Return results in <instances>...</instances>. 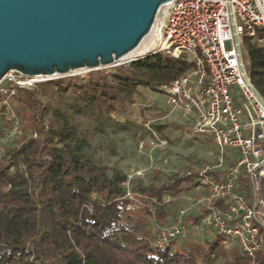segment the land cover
Listing matches in <instances>:
<instances>
[{"label": "trees", "instance_id": "obj_1", "mask_svg": "<svg viewBox=\"0 0 264 264\" xmlns=\"http://www.w3.org/2000/svg\"><path fill=\"white\" fill-rule=\"evenodd\" d=\"M244 51L249 75L264 95V45L247 35ZM193 66L167 52H150L36 88L17 87L16 110L26 135H15L0 152V264H264V247L252 258L238 244L227 247L219 233L154 246L156 225L176 216L177 198L200 185V172L158 184L129 181V173L104 162L100 145L85 134L84 120L102 135L109 129L149 133V111H164L144 104L139 117L127 116L141 87L164 92L163 85ZM5 96L0 92V111ZM0 124L2 134L11 122L1 115ZM151 125L165 135L168 125ZM129 191L146 203L138 205ZM190 218L196 223L200 216Z\"/></svg>", "mask_w": 264, "mask_h": 264}, {"label": "built area", "instance_id": "obj_2", "mask_svg": "<svg viewBox=\"0 0 264 264\" xmlns=\"http://www.w3.org/2000/svg\"><path fill=\"white\" fill-rule=\"evenodd\" d=\"M258 29L264 32V0H168L160 12L153 34L160 45L148 53L163 51L194 64L162 89L172 110L195 117V133L213 138L218 160L200 172L205 193L192 203L199 221L193 222L188 208H179L172 220L156 225V247H168L190 227L208 236L222 234L227 247L238 244L252 258L264 247V95L249 75L244 51L247 35L264 45ZM53 78L11 70L0 81L6 94L0 116L11 122L0 134V151L22 133L17 87L34 88ZM151 124L145 126L158 137Z\"/></svg>", "mask_w": 264, "mask_h": 264}, {"label": "water", "instance_id": "obj_3", "mask_svg": "<svg viewBox=\"0 0 264 264\" xmlns=\"http://www.w3.org/2000/svg\"><path fill=\"white\" fill-rule=\"evenodd\" d=\"M163 2L0 0V81L11 70L65 76L125 63L119 60L151 32Z\"/></svg>", "mask_w": 264, "mask_h": 264}, {"label": "rangeland", "instance_id": "obj_4", "mask_svg": "<svg viewBox=\"0 0 264 264\" xmlns=\"http://www.w3.org/2000/svg\"><path fill=\"white\" fill-rule=\"evenodd\" d=\"M84 72L87 71L73 72L70 75L55 78ZM54 92V88L51 87L50 93ZM144 104L153 105L164 111L163 114L149 111L148 115L149 120L154 124L168 125L165 135L157 131V137L152 131L149 132L151 133L149 135L148 132L143 133L142 130L136 128L128 132H113L109 129L106 135H102L89 127L87 124L89 121H83L85 134L90 142L100 145V156L104 162L120 165L129 175H133V180L137 178L145 184L164 183L174 175H184L193 170L201 172L206 166L217 162L218 147L213 138L195 133L193 130L195 117L184 116L179 111L172 110L173 107L167 101L166 92L141 87L136 103L131 106L132 112L127 116L130 118L139 117L141 106ZM137 123L143 125L140 118ZM25 135V131L22 130V133L17 136L24 137ZM159 139L163 140V143ZM204 193L205 187L199 185L186 190L177 198L178 208H188V214H192L198 209L197 205L192 207V203L195 202L194 197ZM134 199L138 205L146 203L141 200L142 198L138 194L134 195ZM208 235V233L190 227L188 233L180 237L179 241L203 240Z\"/></svg>", "mask_w": 264, "mask_h": 264}, {"label": "bare ground", "instance_id": "obj_5", "mask_svg": "<svg viewBox=\"0 0 264 264\" xmlns=\"http://www.w3.org/2000/svg\"><path fill=\"white\" fill-rule=\"evenodd\" d=\"M167 3V0H164L163 5L161 6L160 12L162 11L163 6ZM160 12L157 16L155 24L151 30V32L141 41V43L132 51L125 54L119 62H125L127 60L135 59L137 56H140L148 51L153 49H157L160 45L158 40L153 38V34L155 33L156 27L158 25V21L160 20ZM78 72V71H77ZM57 77V76H54Z\"/></svg>", "mask_w": 264, "mask_h": 264}]
</instances>
